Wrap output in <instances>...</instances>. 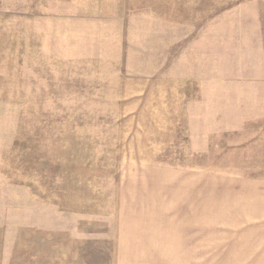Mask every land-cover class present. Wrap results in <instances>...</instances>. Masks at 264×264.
I'll list each match as a JSON object with an SVG mask.
<instances>
[{
    "label": "rangeland",
    "instance_id": "obj_1",
    "mask_svg": "<svg viewBox=\"0 0 264 264\" xmlns=\"http://www.w3.org/2000/svg\"><path fill=\"white\" fill-rule=\"evenodd\" d=\"M0 264H264V0H0Z\"/></svg>",
    "mask_w": 264,
    "mask_h": 264
},
{
    "label": "crops",
    "instance_id": "obj_2",
    "mask_svg": "<svg viewBox=\"0 0 264 264\" xmlns=\"http://www.w3.org/2000/svg\"><path fill=\"white\" fill-rule=\"evenodd\" d=\"M186 204V203H185ZM186 206H196L195 204H190V205H186ZM189 213H193V215H189V217L187 218V216L185 217V219H183V221H185V223H188V227H186L187 230L191 231V230H200V226H199V223L201 222V219H202V215L201 214H198L195 210L192 211H188ZM189 213H186V214H189ZM181 216V215H180Z\"/></svg>",
    "mask_w": 264,
    "mask_h": 264
}]
</instances>
